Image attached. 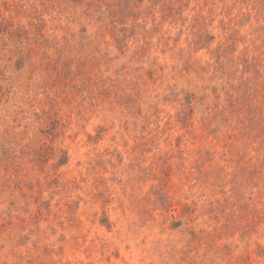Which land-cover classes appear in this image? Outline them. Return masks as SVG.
<instances>
[{"label":"rangeland","instance_id":"obj_1","mask_svg":"<svg viewBox=\"0 0 264 264\" xmlns=\"http://www.w3.org/2000/svg\"><path fill=\"white\" fill-rule=\"evenodd\" d=\"M0 264H264V0H0Z\"/></svg>","mask_w":264,"mask_h":264}]
</instances>
